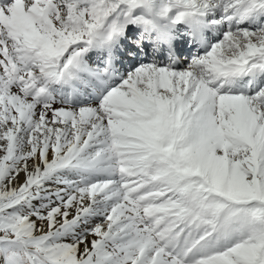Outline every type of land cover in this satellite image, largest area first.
Returning a JSON list of instances; mask_svg holds the SVG:
<instances>
[{"label": "snow or ice", "instance_id": "snow-or-ice-1", "mask_svg": "<svg viewBox=\"0 0 264 264\" xmlns=\"http://www.w3.org/2000/svg\"><path fill=\"white\" fill-rule=\"evenodd\" d=\"M0 264H264V0H0Z\"/></svg>", "mask_w": 264, "mask_h": 264}, {"label": "bare ground", "instance_id": "bare-ground-1", "mask_svg": "<svg viewBox=\"0 0 264 264\" xmlns=\"http://www.w3.org/2000/svg\"><path fill=\"white\" fill-rule=\"evenodd\" d=\"M135 30H133L132 32H134ZM131 32V33H132ZM131 33H130V36H131ZM130 42V41H129ZM191 45L190 44H187V43H178V45H177V49H178V55H180V57H182V55H185V56H187V55H189L190 54V52L192 51V50H189V47H190ZM195 49V48H194ZM129 58V57H128ZM140 58H144V57H141V56H131L129 59H128V61H124V66H123V68H122V71L124 70V68H128V65L130 64L131 65V67H133V66H135V64L136 63H138V59H140ZM145 59V58H144ZM159 60H161L162 62H167L166 61V55L165 54H159ZM182 60V59H181ZM186 62V61H185ZM183 64V62L181 63V65ZM180 65V66H181Z\"/></svg>", "mask_w": 264, "mask_h": 264}, {"label": "rangeland", "instance_id": "rangeland-1", "mask_svg": "<svg viewBox=\"0 0 264 264\" xmlns=\"http://www.w3.org/2000/svg\"><path fill=\"white\" fill-rule=\"evenodd\" d=\"M183 68V67H182Z\"/></svg>", "mask_w": 264, "mask_h": 264}]
</instances>
